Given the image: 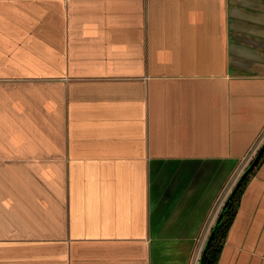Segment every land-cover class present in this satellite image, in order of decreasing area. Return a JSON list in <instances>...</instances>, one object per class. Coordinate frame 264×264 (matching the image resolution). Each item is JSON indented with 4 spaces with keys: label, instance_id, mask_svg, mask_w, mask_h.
I'll return each mask as SVG.
<instances>
[{
    "label": "crops",
    "instance_id": "0c3cea01",
    "mask_svg": "<svg viewBox=\"0 0 264 264\" xmlns=\"http://www.w3.org/2000/svg\"><path fill=\"white\" fill-rule=\"evenodd\" d=\"M263 139L264 0H0V264H197ZM216 264H264V154Z\"/></svg>",
    "mask_w": 264,
    "mask_h": 264
},
{
    "label": "trees",
    "instance_id": "16d2710c",
    "mask_svg": "<svg viewBox=\"0 0 264 264\" xmlns=\"http://www.w3.org/2000/svg\"><path fill=\"white\" fill-rule=\"evenodd\" d=\"M249 174L243 179L239 188L237 189L235 194L231 197L229 204L226 206V208L223 209V216L221 220L217 223V228L212 236V239L207 249V254L204 258L203 264H216L219 252L223 244L225 234L227 232V229L229 228V225L234 215L235 202L238 199L241 189L243 185L245 184L247 178L249 177ZM213 226L214 225H212L211 228H213Z\"/></svg>",
    "mask_w": 264,
    "mask_h": 264
},
{
    "label": "water",
    "instance_id": "95a60500",
    "mask_svg": "<svg viewBox=\"0 0 264 264\" xmlns=\"http://www.w3.org/2000/svg\"><path fill=\"white\" fill-rule=\"evenodd\" d=\"M264 153V139L262 141V143L258 146L255 154L252 156V158L249 160V162L247 163V165L243 168L242 172L238 175L236 181L234 182V184L232 185V187L230 188L228 194L226 195L225 199L223 200V202L221 203V208L215 218V222H214V226L213 228H211V230L209 231V234L207 235L206 241L204 243V246L200 252L199 258H198V263L197 264H203L204 258L207 254V249L209 247V244L211 242L212 236L217 228V223L221 220L222 216H223V209L226 208V206L229 204V201L231 199V197L235 194V192L237 191V189L239 188L241 182L243 181V179L253 170V168L257 165V163L259 162L260 158L262 157Z\"/></svg>",
    "mask_w": 264,
    "mask_h": 264
},
{
    "label": "rangeland",
    "instance_id": "374dc122",
    "mask_svg": "<svg viewBox=\"0 0 264 264\" xmlns=\"http://www.w3.org/2000/svg\"><path fill=\"white\" fill-rule=\"evenodd\" d=\"M241 172H239V174H240ZM238 175V174H237ZM237 177L238 176H234V178H232L231 180H230V182L228 183V188H227V190L226 191H229L230 190V188L232 187V185L234 184V182L236 181V179H237ZM226 193V192H225ZM227 194H225V196H226ZM224 199V198H223ZM222 201L223 200H221V202H220V204L222 203Z\"/></svg>",
    "mask_w": 264,
    "mask_h": 264
}]
</instances>
